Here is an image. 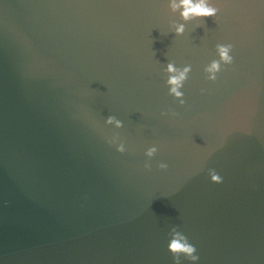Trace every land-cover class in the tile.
<instances>
[{
  "label": "water",
  "instance_id": "water-1",
  "mask_svg": "<svg viewBox=\"0 0 264 264\" xmlns=\"http://www.w3.org/2000/svg\"><path fill=\"white\" fill-rule=\"evenodd\" d=\"M209 2L0 0V264H173L172 227L195 264H264V0Z\"/></svg>",
  "mask_w": 264,
  "mask_h": 264
},
{
  "label": "clouds",
  "instance_id": "clouds-1",
  "mask_svg": "<svg viewBox=\"0 0 264 264\" xmlns=\"http://www.w3.org/2000/svg\"><path fill=\"white\" fill-rule=\"evenodd\" d=\"M168 7L171 12L175 13L179 11V16L182 21H189L192 19H200L207 17H214L218 12V8L210 4L209 0H169ZM171 27L174 29V33L179 36L183 34L185 28L184 24L173 23ZM232 51L231 44H217L215 47L216 55L218 59L212 60L205 68L204 72L206 74V79L208 81H215L217 79V74L221 71L222 65H231L233 62V56L230 55ZM191 71V65H186L183 68H177L173 63L169 62L165 68L164 72L167 74L166 85L168 87V94L174 99L178 100L180 105L184 104L183 92L180 89L183 87L184 82L188 79V74ZM164 115V113H161ZM173 115H175L173 113ZM105 125L115 126L116 129L122 127V122L113 116H108L104 121ZM110 145H115V150L118 153H123L126 151L125 145L122 141H119L117 135H113L108 141ZM157 152V147L152 146L147 148L144 155L149 158V160ZM159 169H166L168 167L165 163H160L157 165ZM145 170H150V163L146 162L144 164ZM211 182L220 183L222 178L214 172V170H209L208 173ZM169 235L171 239L167 244V250L173 257V264H181L180 257L183 256L185 259L195 264L199 257L195 255L196 248L190 244L180 231L176 227L170 229Z\"/></svg>",
  "mask_w": 264,
  "mask_h": 264
}]
</instances>
